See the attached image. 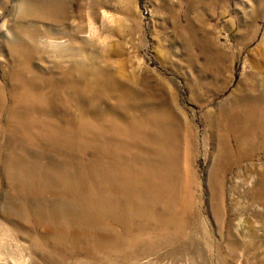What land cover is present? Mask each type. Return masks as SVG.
Listing matches in <instances>:
<instances>
[{
  "label": "rangeland",
  "instance_id": "374dc122",
  "mask_svg": "<svg viewBox=\"0 0 264 264\" xmlns=\"http://www.w3.org/2000/svg\"><path fill=\"white\" fill-rule=\"evenodd\" d=\"M0 264H264V0H0Z\"/></svg>",
  "mask_w": 264,
  "mask_h": 264
},
{
  "label": "bare ground",
  "instance_id": "6f19581e",
  "mask_svg": "<svg viewBox=\"0 0 264 264\" xmlns=\"http://www.w3.org/2000/svg\"><path fill=\"white\" fill-rule=\"evenodd\" d=\"M158 147V146H157ZM153 150H156V148H153ZM152 153V152H151ZM151 153H150V156H149V158L147 159V161L149 160L150 161V164L148 165V167L146 168V169H150V175L151 174H154L156 171H158V170H160L162 167H163V165L164 166H166V164H165V161H160L163 157H164V155H163V153H157V156H156V158L154 159L153 158V156L151 155ZM163 164H161V163ZM132 174H133V178L132 179H134V178H138V177H140L141 176V180L140 179H136L135 180V182L134 183H136L137 182V180H140V181H144L145 179H146V177H145V175H144V173L142 172V171H140V170H137V169H135V171H133L132 172ZM161 176H162V174H160ZM157 178V175L156 176H154L151 180L153 181V183H152V185L150 186V187H148L147 188V190L146 191H148V189H149V191L150 192H153L154 191V183H155V181L157 180L156 179ZM134 183H132L131 184V186H134V188L135 189H137V188H140V186L139 185H137V187H136V185L134 184ZM156 187V186H155ZM149 191H148V193H149ZM103 196V195H102ZM104 197V196H103ZM102 198V197H101ZM105 200H107V199H105ZM89 214V213H88ZM100 215V216H99ZM99 215H94L93 213H92V222L90 223V225H89V222L87 223V225H86V228H92V226H94L95 228V234H98L99 235V237L100 236H102L103 234H105L103 231H110L111 230V228H112V226H108V225H104L103 226V222H102V220H104L105 219V217H106V214L105 213H103V212H101V214H99ZM91 224H92V226H91ZM70 226V225H69ZM68 226V227H69ZM74 227V226H73ZM102 229L103 231H100V230H97V229ZM74 230L75 231H79L76 227L74 228ZM86 230V229H85ZM83 232V231H82ZM85 233V232H84ZM79 234H81V232H79ZM84 236H87V234L85 233V235ZM104 237H107V236H105L104 235ZM100 242H101V240H97L96 242H94V243H89V244H87V242L85 243V245H84V247H83V249L86 251V250H88V251H90V250H94V248L97 246V245H100Z\"/></svg>",
  "mask_w": 264,
  "mask_h": 264
}]
</instances>
